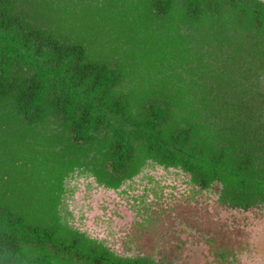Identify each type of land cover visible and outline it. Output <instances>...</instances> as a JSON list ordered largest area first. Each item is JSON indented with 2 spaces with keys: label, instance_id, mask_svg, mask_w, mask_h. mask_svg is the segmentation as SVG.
I'll return each instance as SVG.
<instances>
[{
  "label": "trees",
  "instance_id": "16d2710c",
  "mask_svg": "<svg viewBox=\"0 0 264 264\" xmlns=\"http://www.w3.org/2000/svg\"><path fill=\"white\" fill-rule=\"evenodd\" d=\"M156 166L264 207V0H0V264H168L71 223Z\"/></svg>",
  "mask_w": 264,
  "mask_h": 264
},
{
  "label": "rangeland",
  "instance_id": "374dc122",
  "mask_svg": "<svg viewBox=\"0 0 264 264\" xmlns=\"http://www.w3.org/2000/svg\"><path fill=\"white\" fill-rule=\"evenodd\" d=\"M185 189L160 166L118 190L82 182L70 200L71 223L119 253L168 264H264V207L228 209L215 191L183 199Z\"/></svg>",
  "mask_w": 264,
  "mask_h": 264
}]
</instances>
